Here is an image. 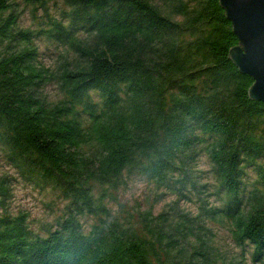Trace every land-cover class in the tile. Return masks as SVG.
I'll return each instance as SVG.
<instances>
[{
	"label": "trees",
	"instance_id": "1",
	"mask_svg": "<svg viewBox=\"0 0 264 264\" xmlns=\"http://www.w3.org/2000/svg\"><path fill=\"white\" fill-rule=\"evenodd\" d=\"M48 1L23 0L44 12ZM61 2L32 31L0 0V146L20 176L66 200L45 234L22 212L0 213V264H234L211 225L264 264V103L227 57L237 41L217 0ZM35 36L64 47L55 68L38 63ZM52 82L55 101L41 91ZM129 175L172 200L111 216L103 198ZM6 196L0 178L1 210ZM85 214L97 217L86 233Z\"/></svg>",
	"mask_w": 264,
	"mask_h": 264
},
{
	"label": "rangeland",
	"instance_id": "2",
	"mask_svg": "<svg viewBox=\"0 0 264 264\" xmlns=\"http://www.w3.org/2000/svg\"><path fill=\"white\" fill-rule=\"evenodd\" d=\"M14 2L18 14V26L24 29L34 31L43 23L42 15L58 17L59 10L66 8L61 0H50L46 3L47 11L41 8H32L30 4L24 3L23 0H9ZM45 18V17H44ZM33 42L37 48V61L39 64L55 68L56 61L60 54H63L64 47L60 44L51 42L42 36H35ZM42 94L49 100L55 101L61 97L57 91L56 85L52 83L45 84ZM96 99V98H94ZM198 170L205 171V177L201 181H206L207 191L213 193L216 190V182L207 170L209 164L204 156L196 162ZM246 172V179L250 182L253 178L251 171ZM0 178L5 181L7 187V196L3 202L0 213H8L14 215L22 212L26 215V222L30 230L39 234H45L46 231L56 227L57 221L64 213L66 200L63 199L57 190L48 185L35 184L31 180L24 179L9 164L4 154L3 147L0 146ZM103 198L108 213L118 219L131 218L135 219L136 212L146 210L152 207L153 212H157L173 196L169 191L161 187L155 188L153 184L144 178L135 175L126 176L124 183L114 190H108ZM159 195L160 199L155 201V196ZM210 205H219L216 196L210 194L207 197ZM179 206L191 213L195 212V204L192 202H179ZM82 230L86 233L92 224L96 222L97 217L93 215L79 216ZM214 234L212 244L227 257H233L234 264H261L252 260L249 254V248H245L244 252L235 247L229 239L226 227L211 225Z\"/></svg>",
	"mask_w": 264,
	"mask_h": 264
},
{
	"label": "water",
	"instance_id": "3",
	"mask_svg": "<svg viewBox=\"0 0 264 264\" xmlns=\"http://www.w3.org/2000/svg\"><path fill=\"white\" fill-rule=\"evenodd\" d=\"M237 43L227 57L251 78L249 99L264 103V0H217Z\"/></svg>",
	"mask_w": 264,
	"mask_h": 264
}]
</instances>
